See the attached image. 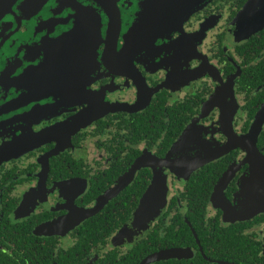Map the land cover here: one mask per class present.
<instances>
[{"label":"flooded vegetation","instance_id":"flooded-vegetation-1","mask_svg":"<svg viewBox=\"0 0 264 264\" xmlns=\"http://www.w3.org/2000/svg\"><path fill=\"white\" fill-rule=\"evenodd\" d=\"M172 1L0 0V264H264V1Z\"/></svg>","mask_w":264,"mask_h":264},{"label":"water","instance_id":"water-1","mask_svg":"<svg viewBox=\"0 0 264 264\" xmlns=\"http://www.w3.org/2000/svg\"><path fill=\"white\" fill-rule=\"evenodd\" d=\"M204 1L205 0H173L172 6L174 7V10H172L171 13L176 12L181 17V13L184 12V16H185V15L190 13V11L194 8V5L196 6L197 4H199V3L201 4ZM261 1H264V0H249L248 3L246 4L242 14L243 13L245 14L246 12L254 10L256 7H258L260 5ZM169 5H170V3L163 6L162 10L160 12H162L164 14V9L167 8ZM259 13L261 16H264V10L261 9ZM257 14H258V11H257ZM112 15H113V17L111 19V24H110L111 26H110L109 31H111L110 36L113 40V43L115 42V45H116L117 39H118L117 36H118V33L120 31V26H121V18H120V15L118 14L117 10H115V12H112ZM144 19L146 22L147 18L145 17ZM263 19H264V17H263ZM159 22H161V21H159ZM263 24H264V22H263ZM260 125L262 126V123ZM202 164H203V162L197 164L195 167H190V169L192 170L194 168L200 167ZM179 166H186V165H179ZM263 183H264V178H263ZM261 189L264 190V184H263V188H261ZM145 210L146 209L141 208L138 211V213H136V215L133 218L134 219L133 220L134 225L136 223H140V222L144 223L148 219H150V222H152L151 220H154V218L158 215L157 211L154 213V212H147ZM263 210H264V192L260 197H258L257 210L252 211L251 213H246L245 216H247V217H245V218H249V217H251V216L255 215L256 213L261 212ZM124 231L127 233L129 231V229L124 230ZM162 256H169V255H165V251H164V252H160L158 254H155L153 256V258H154V260H157V259H160ZM149 260H151V259H149Z\"/></svg>","mask_w":264,"mask_h":264},{"label":"trees","instance_id":"trees-1","mask_svg":"<svg viewBox=\"0 0 264 264\" xmlns=\"http://www.w3.org/2000/svg\"><path fill=\"white\" fill-rule=\"evenodd\" d=\"M176 264V263H175Z\"/></svg>","mask_w":264,"mask_h":264}]
</instances>
